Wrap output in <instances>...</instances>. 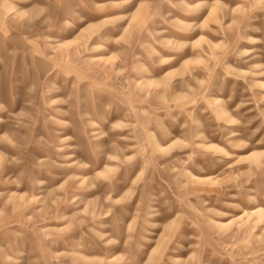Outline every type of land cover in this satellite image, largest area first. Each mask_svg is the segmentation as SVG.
<instances>
[{"label":"rangeland","instance_id":"1","mask_svg":"<svg viewBox=\"0 0 264 264\" xmlns=\"http://www.w3.org/2000/svg\"><path fill=\"white\" fill-rule=\"evenodd\" d=\"M0 264H264V0H0Z\"/></svg>","mask_w":264,"mask_h":264}]
</instances>
